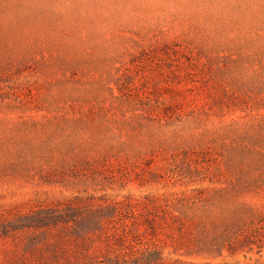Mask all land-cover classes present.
I'll use <instances>...</instances> for the list:
<instances>
[{
  "label": "rangeland",
  "instance_id": "1",
  "mask_svg": "<svg viewBox=\"0 0 264 264\" xmlns=\"http://www.w3.org/2000/svg\"><path fill=\"white\" fill-rule=\"evenodd\" d=\"M0 264H264V0H0Z\"/></svg>",
  "mask_w": 264,
  "mask_h": 264
}]
</instances>
